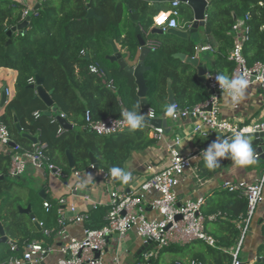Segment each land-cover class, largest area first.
Segmentation results:
<instances>
[{
    "label": "trees",
    "instance_id": "16d2710c",
    "mask_svg": "<svg viewBox=\"0 0 264 264\" xmlns=\"http://www.w3.org/2000/svg\"><path fill=\"white\" fill-rule=\"evenodd\" d=\"M10 5L12 2L0 3V67L18 72L15 96L6 105L5 113L1 116L7 123L12 137L26 147L32 146V142L23 138L16 128V113L23 131L37 135L41 142L48 144L47 154L51 161L62 166L66 172L72 171L67 151H71L77 170L90 167L91 153L96 157L101 170H110L111 167L125 170V164L133 151L144 150L155 141L150 137V125L143 119L142 126L136 130L128 129L108 136L98 135L86 128L88 110L94 120L108 116L119 117L124 109L134 112L136 116L146 115V110L141 106L135 76L121 70L118 62H112L108 58L114 54L113 43L119 44L126 51V58L135 60L142 27L151 31V38L161 40L159 49L151 51L146 58V65L150 69L146 71L145 77L149 86V107L154 108L158 114H165V109L169 106L166 101L168 79H174L179 74L185 76L189 68L179 67L173 56L179 52L184 53L185 50L194 54V41L170 33H153L154 17L167 8L152 4L149 0H44L40 3L38 14H31L25 33L17 31L10 38L8 30L22 22V5L16 3L15 7L9 8ZM90 10H93L95 15L89 16ZM233 12L238 16H251V40L246 43L248 52L252 53L249 64L264 62V0H211L207 9V33L220 42L219 51L226 54L236 42ZM183 13L187 16L185 22L193 20L189 7L181 11V16ZM10 39L12 41L8 44ZM83 50H87L90 57L84 55ZM223 60L226 61L227 58ZM92 64L106 73V79L91 72ZM229 64L230 68H235L234 62ZM37 77L42 78L43 87L55 101L58 111L54 112V115L65 113L67 119L75 125L73 130H65L59 121L53 122L52 116L46 114L50 108L38 96L37 89L31 87L36 83ZM105 80H114L116 90L109 88ZM204 96L206 99L210 95L205 92ZM36 112L39 113L38 116L35 115ZM258 160L264 164V159ZM10 164L11 157L0 150V175H4V179L0 180V221L8 237L21 244L33 239H42L46 228L57 226L58 204L48 197L45 200L52 202V209L46 212L45 200L37 194V197L42 199L43 207V219L39 220L44 223V228L40 231L30 215L22 213L20 205H16L18 200L10 192L14 183L4 184L10 177ZM207 170L210 169L205 166L200 172L203 179L213 175V172L205 174ZM219 170L220 168L216 167L214 173ZM15 180L18 183L25 182L23 177ZM119 182L121 181L118 180L117 183ZM27 201V205H31L35 213L33 200L29 197ZM226 209L234 218L243 219L247 214L248 200L239 198L237 194L231 196L229 205L223 206L220 212L226 213L223 211ZM203 212L208 214L204 208ZM35 215L37 216L36 213ZM91 216L85 223L89 228H101L107 222V214L103 208L92 212ZM240 234L235 228L232 240L221 239L220 243L228 247L227 251L209 248V254L201 253L194 258L202 264H232L234 251L232 252L231 248L237 238L240 240L242 231ZM52 240L48 239L49 243ZM1 245L0 261L12 255L9 246L4 250ZM177 248L178 245H172L162 250L172 251ZM139 259L141 261L142 256ZM149 264L158 263L152 258Z\"/></svg>",
    "mask_w": 264,
    "mask_h": 264
},
{
    "label": "built area",
    "instance_id": "2783aa9c",
    "mask_svg": "<svg viewBox=\"0 0 264 264\" xmlns=\"http://www.w3.org/2000/svg\"><path fill=\"white\" fill-rule=\"evenodd\" d=\"M20 4L22 5V21L31 16L32 13L38 14V11L34 10L27 0H20ZM180 4L179 0H174L172 8L157 14L154 27L162 28L164 31L170 28H179ZM207 19L206 15L205 20ZM234 30L237 37L230 55V59L235 63L233 78L243 77L248 81V85L257 83L264 89V62L257 61L250 65L244 52V45L251 39V26L248 24L244 26L235 24ZM145 34L149 35L146 40V46L151 51H157L161 41L151 38L148 31H145ZM206 48H209V46H204L201 49ZM82 53L89 56L87 50H83ZM90 70L106 79V73L100 70L97 65L92 64ZM219 75L221 74L208 73V80L214 90L209 99L193 108L175 106L176 116L172 118H196L195 132H201L204 136L212 133L220 134L214 142H223L225 139L231 142L237 132H242L245 136L264 133V121L248 126H238L222 118L219 96L220 93L228 92L229 90L220 84ZM107 86L114 89V81L108 80ZM237 100H239V97H237ZM50 110L52 109L50 108ZM125 112L128 111L124 110L123 113ZM35 115L38 116L39 113L36 112ZM58 115L67 118L65 113H59ZM58 115H52L53 122L58 121ZM144 117L150 119L158 118L156 110L152 107L147 108V115ZM86 128L98 135L108 136L123 132L129 129V126L123 115L119 117L108 116L100 120H94L88 110L86 112ZM152 128L154 133L151 134L154 138L163 139L165 137L164 126H152ZM249 129L251 131H247ZM13 142L15 145H12ZM180 143L181 138L177 137L169 144V165L151 174L137 189L128 192L113 185L109 191V201L107 203L93 201L92 207L94 209L104 205L108 207L107 222L103 227L89 228L85 226V223L90 218L89 213L85 214L79 211L75 203H70L67 197L62 196L57 203V226L44 230L46 237L52 238L55 242L61 240L62 244L54 248L52 246L53 243H45L44 239H33L22 244L17 240L8 239L7 243L12 255L8 259L0 261V264H43L54 250H57L61 255L57 264H105L103 256L110 238L117 236V238L123 239L130 231H134L143 240L144 244L156 247L157 250H162L172 245L184 246L194 241H202L215 247L217 240L207 232L206 221L208 218L215 219L216 215L206 216L204 214L205 201L203 198L181 199L176 191V187L180 184L187 171L192 170L196 173L198 168L195 160L203 156V151L210 145L201 149L198 153L184 154L179 148ZM261 146L263 145L259 147ZM47 147L48 144L40 140L38 144L32 143L31 147H26L17 142L12 137L7 123L0 116V150L4 148L2 151L11 157L8 172L10 177H22L28 167L31 166L41 170L43 174L50 173L53 175L62 187L75 190L76 187L72 186L67 180L66 171L51 161L50 156L47 154ZM263 153L264 151L256 150L253 152L254 159L261 158ZM78 173L76 172V174ZM101 173L108 183L115 184V177L111 175L110 171L102 169ZM196 177L201 181L198 174ZM223 186L230 192H241L248 200L247 214L240 225L242 236L233 253V264H242L239 253L246 234L250 230L256 210L264 201V170L262 175L253 183L243 180H224ZM84 197L90 199L88 195ZM44 207L47 212L50 211L52 202L45 200ZM148 207L158 214L157 217L148 215ZM70 212L72 213L71 215H69ZM70 224H84L83 238L80 239L69 234ZM40 225L43 230L44 223L42 221H40ZM143 256L145 263L138 264H149L155 254L151 250L146 251ZM114 261L119 263V258L115 257ZM191 264L201 263L193 260Z\"/></svg>",
    "mask_w": 264,
    "mask_h": 264
},
{
    "label": "crops",
    "instance_id": "0c3cea01",
    "mask_svg": "<svg viewBox=\"0 0 264 264\" xmlns=\"http://www.w3.org/2000/svg\"><path fill=\"white\" fill-rule=\"evenodd\" d=\"M28 3L35 8L37 5L42 3L44 0H27ZM152 4L162 5L166 7L168 10L172 8V2L174 0H149ZM211 1V0H210ZM12 2V5L9 8L15 7L16 3H20V0H0L1 4ZM189 7L184 4L179 5L180 12ZM192 11L193 20L191 22H182L181 15L179 17L180 27L177 29H181L184 31H189V28H192V24L194 22V12L191 7H189ZM164 11V10H162ZM235 24L240 25H250L252 29V24L250 23L251 16L250 14H243L238 16L235 12H233ZM156 17V16H155ZM155 17L153 29L155 28ZM208 19L209 16L207 15ZM249 17V19H247ZM205 20L206 22L208 21ZM188 27H187V26ZM233 25V30H234ZM142 35L145 40L148 39L149 35L145 34V31L151 32L150 30H145L142 27ZM188 29V30H187ZM235 31V30H234ZM252 32V30H251ZM199 35L203 39V42L195 43V52L191 54L190 50H185L187 56H195L197 53H200V60L208 64V73H220L221 75L227 76L229 79L233 78L234 69L230 68L229 62L230 55L232 52V47L230 50L225 53L219 51L220 42L214 38L212 35L207 33L206 26L199 28ZM167 34V30L164 31L163 34ZM237 37V34H236ZM139 38V36H138ZM192 39V36H191ZM251 40V39H250ZM249 40V41H250ZM161 41V40H160ZM248 41V42H249ZM235 45V43H234ZM233 45V47H234ZM244 45L245 55L248 56V63L250 61V56L252 53L248 52V48ZM204 46H209V48L201 49ZM248 46V45H247ZM119 51L124 56V50L117 44ZM197 47H199L197 49ZM159 49V48H158ZM141 54V47L139 45V51L135 60L127 61L130 65H136L139 61V56ZM227 58L224 61V58ZM173 58L176 60L175 63L181 67H189L188 73L185 76H175L173 78L168 79L167 89H166V101L169 105V92L168 85L169 80L171 81L172 88L175 93L176 105L175 106H185L191 107L194 105L202 104L204 100H207L213 93L212 87L208 80V73L206 75L208 85L202 82L199 79L198 71L195 66L188 63L187 61H182L178 58ZM233 62V61H232ZM257 62V61H256ZM262 62V61H261ZM235 64V63H234ZM253 64V63H252ZM178 74V73H177ZM18 72L14 69L0 67V100L2 97V88L7 86L8 96H7V104L14 98L16 89L15 82L17 78ZM12 81V85L10 87L9 82ZM106 81V80H105ZM114 81V80H113ZM5 82V83H4ZM107 83V81H106ZM112 89V88H111ZM116 90V88H114ZM139 90V89H138ZM214 91V90H213ZM210 95L206 97L204 94ZM228 92L220 93V108H221V116L223 119L227 120L232 124H236L238 126H248L254 124L256 122L264 121V89H262L259 84L253 83L248 85L245 89V98L241 100L239 98V103L235 107L229 106V104L225 103L224 96H226ZM141 98V97H140ZM231 99V97H229ZM6 104V105H7ZM182 108V107H181ZM6 106L0 110V116L5 113ZM127 110V109H124ZM144 114L147 115V108L145 109ZM128 111V110H127ZM129 112V111H128ZM157 117L162 120H167L165 128V137L163 139L154 138L151 133H154L152 125H150V137L155 139V141L144 150H137L131 153L130 158L127 160L125 164V171L130 172L131 180L125 184L122 182L117 183L119 178L115 177V184H110L106 181L101 173V169H91L92 163L90 167L86 170H77L75 165V170L72 168V171L67 175V180L69 183L76 187L75 190H71V188L62 187L58 184L57 179L51 175L43 174V172L35 167L31 168L30 174L31 176H36L41 179V183L39 185V196H41V191L44 190L46 194V199L50 197L56 203H58L60 197H67L68 201L71 203H75L79 209V211L88 214L89 217H92V212L99 210L100 208L105 209L106 214L108 215V207L106 205L100 206L97 209L92 207L93 201H98L102 203H107L109 201V191L113 185L118 186L128 192H131L137 189L142 182H144L151 174L154 172L160 171L170 163V155H169V144L172 143L177 137L181 138V143L179 148L184 152V154H188L191 152L198 153L201 149L207 148L211 145L220 134H209L208 136H204L201 132H195L194 125L196 124V118H179L173 119L170 116H166V114H158ZM143 122V120H142ZM154 127V126H153ZM130 129V128H129ZM128 130V129H127ZM126 131V130H125ZM223 136V134H221ZM260 145H264V140L259 141L257 147L251 143L253 152L258 150L257 148ZM4 150V148H1ZM1 150V151H2ZM220 159L219 168L220 170L214 173L215 169L207 170L205 174L212 173L208 178H204L201 176V171L205 167L204 157L201 156L199 159L195 160L197 165L196 173L191 171H187L186 175L182 178L180 184L176 187V191L178 192L181 199H198L203 198L205 201L204 211L208 214L206 216H210L212 214L216 215L215 219H207L206 221V230L217 240L216 246H211L202 241H194L188 245L179 246L177 249H173L172 251H178L179 257L176 260H171L169 264H191L195 255H200L208 253L209 248L221 249L223 251H227L228 247L223 246L220 242L222 238H228L232 240V232L235 228L239 230V234L241 233L240 225L242 224V220L240 217L234 218L230 212L226 209L223 210L226 213L220 212L222 211L223 206L227 207L229 205V199L231 196H235L236 194L239 198H246L241 192H230L226 190L223 186L224 180L231 181H246L248 183L255 182L263 173L264 164L258 159L255 160L256 163L247 166H238L236 165L231 158H218ZM262 159V158H261ZM69 161V160H68ZM69 163V162H68ZM57 165V164H56ZM60 166V165H58ZM31 167V166H30ZM62 167V166H60ZM110 171V170H108ZM76 172H79L76 174ZM111 172V171H110ZM201 178L199 181L198 177ZM23 177V176H22ZM26 182L27 179H24ZM88 195L90 199H86L84 196ZM29 206V205H28ZM26 206V208L28 207ZM149 206V204H147ZM33 211V208H32ZM148 215L151 217H157V213L148 207ZM47 212V211H46ZM229 213V215H228ZM72 213L70 212L69 215ZM107 220V216H106ZM40 221V220H39ZM86 226V225H85ZM84 224H70L69 225V234L75 236L77 238H83ZM39 229V228H38ZM42 231V230H40ZM241 235V234H240ZM239 237V236H238ZM240 238V237H239ZM9 239H12L9 237ZM43 239V238H42ZM239 241V239L237 238ZM232 245V252L237 246L238 241ZM53 243V244H52ZM54 248H57L62 244V241L52 240L51 242ZM153 250V247L145 246L143 240L139 238L134 231L128 232L123 239H119L116 237H111L109 240L108 247L104 254L105 264H138L143 263L144 253L146 251ZM170 251V250H168ZM167 252L166 250H162L161 253ZM140 256V257H139ZM142 256V260L139 261ZM61 255L57 250H54L46 262L43 264H57ZM119 258V263L114 261V258ZM154 257V256H153ZM155 262H158L159 258L154 257ZM259 258H264V201L260 204L256 210V213L252 219L250 230L248 231L243 248L240 252V259L242 264H264L263 261H259ZM200 262V261H199ZM201 263V262H200ZM202 264V263H201ZM233 264V262H232Z\"/></svg>",
    "mask_w": 264,
    "mask_h": 264
},
{
    "label": "water",
    "instance_id": "95a60500",
    "mask_svg": "<svg viewBox=\"0 0 264 264\" xmlns=\"http://www.w3.org/2000/svg\"><path fill=\"white\" fill-rule=\"evenodd\" d=\"M179 1L182 4L191 7L194 12V22L192 24V28L189 30V32L181 30V29H177V28H170L167 30V33L173 34L185 40H190L192 35L197 34L199 32L200 27L206 26L205 17L207 15V9L210 5V0H179ZM39 8H40V4L37 5L34 8V10H38ZM91 15H95V12L93 10H90L89 16ZM30 20H31V16H28L20 24L13 26L7 32L8 36L11 38L13 33L17 31H20L21 33H25V29L29 26ZM152 32L157 33V34H163L164 30L162 28H154ZM11 41L12 40L10 39L8 41V44L11 43ZM113 44H114V54L109 55L108 58L112 62H118L121 70H126L135 76L136 82L138 84V89H139L138 95L141 97V106L143 109L148 108L149 102L147 100V94L149 92V86H148V79L145 77V73L147 70L150 69V67L146 65V58L148 54L151 52V50L146 46L145 38L142 35H139V45L141 47V54L139 56V61L136 65H130L127 59L119 51L117 45L115 43ZM174 57L182 61H187L188 63L195 66L198 71L199 79L208 85L207 78H206V75L209 71L208 64L200 60V53H197L195 56H187L186 53L179 52V53L174 54ZM171 81L172 80H169V85H168L169 102L171 105H176L175 93L172 88ZM31 87L33 89H37L38 96L47 104L49 108L52 109V110L49 109L46 112V114H48L49 116H52L54 112L58 111V108L56 107L55 101L53 100L51 94L43 87L42 78L37 77L36 83L32 84ZM213 92L214 91L212 90V93ZM7 96H8L7 86H4L2 88L0 110L4 108L7 104ZM57 119L60 122L62 128H64L65 130H73L75 128V125L72 122H70L67 118H64L58 115ZM14 122L16 124L17 130L21 133L23 138L28 139L33 144L39 143V137L37 135H32L30 133L23 131V128L19 122V118L16 113H14ZM144 122L152 126H166L167 124V120H162L160 118L150 119L148 117H144ZM247 136L251 138V143L256 147L260 140L261 141L264 140V133L250 134ZM12 145H15L14 142L12 143ZM258 151H264V145L259 147ZM67 156L69 160V165L75 170V160L73 158L71 151H67ZM261 158L264 159V153L262 154ZM91 163H92L91 169L98 170L100 168V165L96 157L92 153H91ZM2 179H4V175H0V180ZM44 193L45 191L42 190L40 194L41 196H43V198L46 199V194ZM20 211L22 213H26L30 215L36 227L39 228V230H42L40 221L36 218V215L33 213L31 205H29L27 208L20 207ZM8 239L9 237L6 234V229L3 223L0 221V244L7 243ZM145 246H148V244H145ZM97 256H99V254H97ZM263 260L264 258H259V261H263Z\"/></svg>",
    "mask_w": 264,
    "mask_h": 264
},
{
    "label": "clouds",
    "instance_id": "9594fccd",
    "mask_svg": "<svg viewBox=\"0 0 264 264\" xmlns=\"http://www.w3.org/2000/svg\"><path fill=\"white\" fill-rule=\"evenodd\" d=\"M218 80L225 89L229 90L228 94L224 96L225 103L229 104V106L235 107L239 103L237 97L241 100L245 98V89L248 87V81L245 78L235 77L229 79L227 76L219 75ZM229 97H231V99H229ZM165 114L166 116L175 117V105H169L165 109ZM122 115L130 130H136L142 126L143 116H136L134 112H125ZM247 131L251 130L249 129ZM203 157L205 166L210 170L219 166L220 159L218 158H231L238 166H247L256 163L253 157L251 138L245 136L242 132L235 133L231 142H229L228 139H225L223 142H213L203 151ZM111 175L113 177H119V180L125 184L131 180L130 172H126L119 167H113L111 169ZM143 263H145V261Z\"/></svg>",
    "mask_w": 264,
    "mask_h": 264
},
{
    "label": "rangeland",
    "instance_id": "374dc122",
    "mask_svg": "<svg viewBox=\"0 0 264 264\" xmlns=\"http://www.w3.org/2000/svg\"><path fill=\"white\" fill-rule=\"evenodd\" d=\"M180 18H181L182 22H185L187 20V16L185 13H183ZM189 30H190V28H189ZM192 41H194L197 44V43L203 42V39L200 37L199 33H197V34L192 35ZM124 53H126V51H124ZM9 84L11 87L12 81H10ZM31 168L32 167H28L27 171L23 174V178L27 179L26 182H21V183L19 182L18 183V181H16L15 178L9 177L4 184H10V182L14 183L10 192L18 200V202H16V205L19 204L20 207L28 206L27 205L28 204L27 199H29V197H30V199L33 200L34 211L37 214L36 218L39 220V219H43V217H42L43 216L42 215V213H43L42 199L40 197H37V194L39 193L38 189H39V185L41 183V179L39 177H36L35 175L31 176V174H30ZM70 172L71 171L67 170L68 174ZM263 197H264V192H263ZM23 208H26V207H23ZM43 239H44L45 243H49L48 239H50V238H48L44 235ZM8 246H9L8 243H3L1 245V248L4 250H7ZM161 251L162 250H157L156 247H153V252L155 254V257L159 258L158 261L160 264H169L171 260H176L179 257L178 251H167V252H163V253H161ZM153 259L155 260L156 258L153 257Z\"/></svg>",
    "mask_w": 264,
    "mask_h": 264
}]
</instances>
